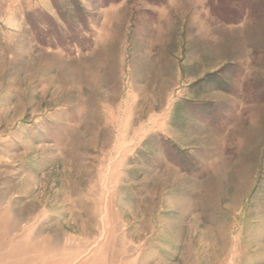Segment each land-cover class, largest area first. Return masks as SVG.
<instances>
[{"label": "rangeland", "instance_id": "1", "mask_svg": "<svg viewBox=\"0 0 264 264\" xmlns=\"http://www.w3.org/2000/svg\"><path fill=\"white\" fill-rule=\"evenodd\" d=\"M0 264H264V0H0Z\"/></svg>", "mask_w": 264, "mask_h": 264}]
</instances>
